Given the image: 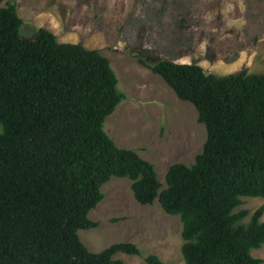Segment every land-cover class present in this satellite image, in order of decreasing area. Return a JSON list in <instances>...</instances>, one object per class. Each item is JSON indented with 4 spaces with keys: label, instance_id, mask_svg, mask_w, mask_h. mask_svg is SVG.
Listing matches in <instances>:
<instances>
[{
    "label": "trees",
    "instance_id": "obj_1",
    "mask_svg": "<svg viewBox=\"0 0 264 264\" xmlns=\"http://www.w3.org/2000/svg\"><path fill=\"white\" fill-rule=\"evenodd\" d=\"M4 0H0L2 2ZM16 2L0 7V264H124L133 243L90 252L78 231L113 177L131 181L142 206L155 200L182 224L185 264H261L264 205L247 224L242 198H264V75L207 74L196 63L147 66L190 103L206 140L193 164L154 166L118 148L105 119L125 99L109 60L43 28L20 34ZM146 264H168L148 255Z\"/></svg>",
    "mask_w": 264,
    "mask_h": 264
},
{
    "label": "rangeland",
    "instance_id": "obj_2",
    "mask_svg": "<svg viewBox=\"0 0 264 264\" xmlns=\"http://www.w3.org/2000/svg\"><path fill=\"white\" fill-rule=\"evenodd\" d=\"M13 2L22 36L32 38L43 28L59 43L81 44L109 60L125 99L103 129L118 148L150 162L163 188L170 165L194 163L206 130L194 106L178 99L140 60L147 66L162 60L196 63L217 76L241 70L264 75V0H4L0 7ZM101 192L103 199L88 214L98 226L78 231L90 252L129 242L142 255L117 254L124 264H146L152 254L185 264L177 216L167 215L157 200L138 204L126 178L113 177ZM262 205L264 198H242L236 211L249 212L242 223ZM251 254L264 264V244Z\"/></svg>",
    "mask_w": 264,
    "mask_h": 264
}]
</instances>
